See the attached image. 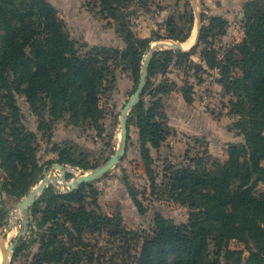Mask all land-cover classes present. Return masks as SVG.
<instances>
[{"label":"trees","instance_id":"obj_1","mask_svg":"<svg viewBox=\"0 0 264 264\" xmlns=\"http://www.w3.org/2000/svg\"><path fill=\"white\" fill-rule=\"evenodd\" d=\"M131 1L92 0L109 23H116L125 47L95 45L83 53L49 0H0V168L9 194H27L42 170L37 136L22 122L17 95L26 97L42 129L67 113L76 124L95 126L103 113L101 97L115 81L118 66L130 69L139 83L144 57L152 42L162 37L143 38L134 32L125 12ZM247 5L245 36L222 57L209 41L210 36L225 33L228 21L221 16H211L201 26L197 43L189 50L157 47L148 60L145 88L130 112L128 123L135 120L139 128L142 159L155 185L151 148L160 149L170 135L160 109L176 85L165 77L171 65L186 63L202 82L199 71L206 68L193 55L204 41L200 58L209 69H219L218 83L235 97L230 113L239 116L237 125L245 140L231 142L224 161L188 156V164L166 170L169 182L164 190L190 208L188 220L178 224L157 211L151 233L128 230L121 212L111 215L101 209L93 182L65 192L50 184L31 205L14 256L38 244L32 264H82L84 259L92 264L107 256L100 250L95 257L91 237L106 234L119 250L111 256L114 263L264 264V0ZM179 18H186L187 26L179 31L170 19L168 38L185 42L194 16L186 10ZM158 74L164 78L154 84ZM181 90L186 103L192 104L193 85L185 81ZM80 156L73 148L62 147L57 162L87 170L90 166ZM131 198L144 214L137 195L131 193ZM232 240L244 244L247 258L243 250L231 248Z\"/></svg>","mask_w":264,"mask_h":264},{"label":"rangeland","instance_id":"obj_2","mask_svg":"<svg viewBox=\"0 0 264 264\" xmlns=\"http://www.w3.org/2000/svg\"><path fill=\"white\" fill-rule=\"evenodd\" d=\"M49 1L64 19L71 37L77 41V46L83 53L95 45L125 47L123 38L116 31V23L113 20L109 23L110 19L105 18L98 8L93 7L92 0ZM250 1L253 0H132L126 6L125 12L138 36L162 37L161 40L153 41L151 44L153 48L160 49L169 48L167 44L181 43L184 50L191 49L197 43L201 26L208 24L211 16H221L228 21L225 33L212 35L209 41L218 51V56L222 57L230 47L240 43L244 38L247 23L245 13L248 10L247 3ZM186 10L194 16L190 35L195 37L197 34L195 41L187 39V42H180L168 38L167 27L170 19L175 20L179 31L187 26L186 18H179ZM204 47L203 41L198 48V54L193 55V60L203 63L206 68V71H199V75L203 78L202 82L196 78V69L186 63L183 66L171 65L165 77L170 82L173 81L171 86L176 85L171 95L165 97L160 109L164 121L170 127V135L160 150L151 148L155 185L151 182V174L146 172L141 154L139 128L135 120L128 123L126 155L102 176L91 181L97 190V202L101 209L111 215L121 212L123 224L128 230L151 233L155 228L154 219L157 211H161L166 218L178 224L186 222L191 212L190 208L174 201L170 198L169 192L164 190V184L169 182L165 177L166 170L188 164V156L189 158L207 156L224 161L228 157V145L231 142L245 140L237 125L239 116L230 113V101L235 97L226 94L218 83L219 69H209L200 58V52ZM149 54L150 52L145 55V61ZM115 70V81L101 97L100 105L103 113L98 125L95 126L90 122L76 124L67 113L54 122H51L48 116L49 125L42 129L39 117L32 111L26 97L20 94L16 96L23 124L37 136L35 146L42 170L38 173L37 179L40 180L27 194L19 197L9 194L5 188L3 184L5 174L0 168V234L6 239V247L15 244L19 234L24 232L25 224L28 222V211L42 191L25 209L21 208L22 201L44 182L46 176L56 179L50 180L46 187L52 184L55 190L61 192L71 190L70 182L105 165L113 154L120 150L122 111L131 100L140 81L139 83L135 81L130 69L118 66ZM163 78L161 74L156 75L153 78L154 84ZM185 81L194 87L192 104L186 103L183 97L181 87ZM150 98H152L150 95L145 97L147 101L151 100ZM131 109L127 114L128 120ZM171 122L174 128L170 125ZM187 131L190 134L185 133ZM62 147H71L78 154L81 153L80 157L90 168L86 170L69 163L62 164L64 166L62 169L57 167V164H60L57 162L59 149ZM131 193L136 194L143 203L146 211L144 214L135 205ZM93 199L94 197H90L88 200L91 202ZM1 242L0 238V264L3 258ZM90 242L95 245V257L99 255L100 250L107 256V259L103 258L100 262L95 260L92 264H122L121 261L114 263L110 260L112 254L116 255L119 250L117 251V246L112 244L108 235L92 236ZM230 246L232 249L243 250L244 257H248L249 252L240 241L232 240ZM37 251L38 244L30 245L18 256H14L13 250L10 254V264H32L33 256ZM87 263V259H84L82 264Z\"/></svg>","mask_w":264,"mask_h":264},{"label":"water","instance_id":"obj_3","mask_svg":"<svg viewBox=\"0 0 264 264\" xmlns=\"http://www.w3.org/2000/svg\"><path fill=\"white\" fill-rule=\"evenodd\" d=\"M167 46L169 48H177V49H183V45L181 44H167ZM156 50V48H153L152 46L150 47V54L148 56V58L146 59V61L144 62L143 65V73L141 76V80L139 83V86L137 88V90L135 91V93L133 94L131 100L128 101V103L125 105L123 111H122V115H121V128H122V145L119 151H117L115 154H113V156L110 158V160L103 166H100L98 168H96L93 172H90L89 174H84L81 177H79L76 181L70 182L69 185L72 186L73 188H76L78 185L84 183V182H91L93 180H95L96 178L102 176L104 173H106L108 170H110L114 165H116V163H118L120 161V159H122L126 153H127V146H128V135H129V130H128V112L130 111V109L133 107V105H135L145 86V82H146V77H147V66H148V60L149 58L152 56V52ZM184 50V49H183ZM57 167L59 168H64V166L62 164H57ZM52 180H56L55 178H50L49 176H46L44 178V182L42 184H40L38 187H36L32 192H30L27 196V198H25L22 203H21V208L25 209L26 207L29 206V204L35 199V197L46 187L47 183ZM0 238H1V246H2V252H3V258H2V262L1 264H10V254L11 252L14 250V246L15 244H11L9 246H5L6 245V239L5 237L0 234Z\"/></svg>","mask_w":264,"mask_h":264},{"label":"crops","instance_id":"obj_4","mask_svg":"<svg viewBox=\"0 0 264 264\" xmlns=\"http://www.w3.org/2000/svg\"><path fill=\"white\" fill-rule=\"evenodd\" d=\"M196 35H197V34H196ZM196 35H195V38H196ZM190 37H191V35H190ZM190 37H189V38H190ZM189 38H188V40H189ZM188 40H187V41H188ZM187 41H186V42H187ZM194 41H195V40H194ZM170 125L174 128L172 122L170 123ZM182 127H183V126H182ZM180 129H182V128H180ZM194 130H195V129H194ZM183 131H184V130H183ZM195 131H196V133H198L197 130H195ZM177 132H178V130H177ZM178 133H180V132H178ZM185 133H189V134H190V132H188V131L185 132ZM193 133H194V132H193ZM196 135H197V134H196ZM208 139H209V138H208ZM160 149H161V148H160ZM160 149H159V150H160Z\"/></svg>","mask_w":264,"mask_h":264},{"label":"bare ground","instance_id":"obj_5","mask_svg":"<svg viewBox=\"0 0 264 264\" xmlns=\"http://www.w3.org/2000/svg\"><path fill=\"white\" fill-rule=\"evenodd\" d=\"M196 32V31H195ZM194 34H196V33H194ZM195 40L196 38L193 36V35H191V37L189 38V40Z\"/></svg>","mask_w":264,"mask_h":264}]
</instances>
